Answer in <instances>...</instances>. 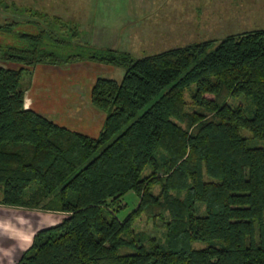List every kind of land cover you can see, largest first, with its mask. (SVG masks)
I'll list each match as a JSON object with an SVG mask.
<instances>
[{"label":"trees","instance_id":"1","mask_svg":"<svg viewBox=\"0 0 264 264\" xmlns=\"http://www.w3.org/2000/svg\"><path fill=\"white\" fill-rule=\"evenodd\" d=\"M27 10L0 23V204L63 217L12 264H264V29L136 58ZM77 61L124 69L96 136L24 105L31 68Z\"/></svg>","mask_w":264,"mask_h":264},{"label":"rangeland","instance_id":"2","mask_svg":"<svg viewBox=\"0 0 264 264\" xmlns=\"http://www.w3.org/2000/svg\"><path fill=\"white\" fill-rule=\"evenodd\" d=\"M42 1L1 0L0 23L10 18L18 19L30 15L32 11L27 10L30 6L32 9H43L41 12L50 17V19L47 18V23L58 29L59 24L53 20V16L56 13L63 14L65 16H62L63 21H67L69 27L76 26L78 29L76 40L95 45H111L131 53L136 58L188 43L208 39L219 40L230 33L264 29V0H154V4L149 7L138 5L139 0H136L137 4L135 1L129 6H125L118 0H46L49 3L44 4V8H40ZM128 16L134 18L131 24L137 25L140 29L122 28L109 31L101 26L104 19L107 23V20L125 19ZM152 25L156 27L153 29ZM69 27L66 31H70ZM104 34L106 36H102ZM77 62H74L69 70H63L59 65L38 66L39 68L31 78L30 86L24 90L26 104L29 99L36 96L40 97L41 102L45 104V98L50 97L51 101H48L52 103V106L49 109H52V112L48 110L51 114L60 113L65 120L66 116L61 111L63 106L60 104L62 101L75 102V95L80 93L78 91L80 84H84L85 89H89L96 75L101 72H103L101 76L116 80H120L124 73V69L118 66L105 64L91 68V65L88 66L81 61ZM0 65L18 66L1 61ZM28 81V76L24 74L21 84L28 83ZM50 90L51 95L41 93L42 91L48 93ZM72 123H76L74 130H78L76 128L80 125L75 121H71ZM124 199L128 203V208L124 211L127 213L136 206L138 197L128 192ZM20 208L26 211L28 228L34 225L41 226L38 228L40 229L56 223L63 217V214L60 216L58 211Z\"/></svg>","mask_w":264,"mask_h":264},{"label":"crops","instance_id":"3","mask_svg":"<svg viewBox=\"0 0 264 264\" xmlns=\"http://www.w3.org/2000/svg\"><path fill=\"white\" fill-rule=\"evenodd\" d=\"M106 1V0H105ZM120 3L125 4V6H129L130 4L134 3L136 0H118ZM138 1V0H137ZM136 1V4L138 3ZM140 2L138 5L143 6V7H149L154 4V0H139ZM9 2H13V0H9ZM15 3V2H14ZM49 3L46 0H43L40 3V8H44V4ZM106 5V4H105ZM32 8V7H28ZM151 8V7H150ZM37 9V8H35ZM42 11L43 9H37ZM46 12V11H45ZM53 15V14H51ZM57 16H60L62 19L63 14H54ZM68 16V15H67ZM65 17V16H64ZM63 20V19H62ZM102 21V25L107 30L109 31H115V30H121L123 29H130V28H137L140 29V27H137V25H132L131 23L134 22V18L131 16H128L125 19H113L105 23ZM109 23V24H108ZM126 23L128 25H126ZM79 28L80 24L78 23ZM148 27V26H147ZM156 26L152 25V28L154 29ZM145 28V27H144ZM151 28V27H150ZM106 33V32H105ZM106 36V34L102 35ZM78 63V62H77ZM81 63H86L91 65V68L95 67H101V65H105L102 63H95L92 61H81ZM73 63H70L67 67H60L63 70H69L71 68ZM45 65H51V64H39L32 69L31 78L33 77L35 71L39 68L38 66H45ZM58 67V66H56ZM100 74H103L101 72ZM98 74L96 75V77ZM29 81V83H30ZM30 86V85H28ZM92 86V85H91ZM80 88H78L79 92H82V95L80 93H77L75 95V102H64L62 101L60 105L63 107L61 111H63V114H65V120L63 117L60 115V113L57 114H51L52 109H49L50 106H52V103H50L48 100L51 101V98H45V104L44 102H41L39 99L40 97L36 96L35 98L29 99V102L26 104V94L24 93V105L25 107H31L33 109H36L39 112L45 113L52 115L55 117L56 121L60 123L61 125L68 126V128H74V123L71 124V121H75L80 125L78 131H83L85 133H88L92 136L98 135L104 118H105V113L101 111H97L91 104L90 102V90L85 89L84 84L79 85ZM53 90V89H52ZM25 92V91H24ZM41 93H45L48 95H51V90L50 92L46 93L42 91ZM76 93V92H75ZM44 101V99L42 100ZM47 102V104H46ZM51 111H49V110ZM55 112V111H54ZM76 126V125H75ZM61 216V212H59ZM63 216V215H62ZM59 221V220H58ZM57 221V222H58ZM28 219L26 216V211L22 210L20 207H14V206H4L0 204V264H12L14 263L21 255V253L28 247L30 244L34 232L41 226H30L28 228Z\"/></svg>","mask_w":264,"mask_h":264}]
</instances>
